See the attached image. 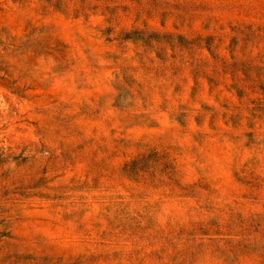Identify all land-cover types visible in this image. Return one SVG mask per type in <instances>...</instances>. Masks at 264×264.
<instances>
[{
	"label": "rangeland",
	"instance_id": "1",
	"mask_svg": "<svg viewBox=\"0 0 264 264\" xmlns=\"http://www.w3.org/2000/svg\"><path fill=\"white\" fill-rule=\"evenodd\" d=\"M0 264H264V0H0Z\"/></svg>",
	"mask_w": 264,
	"mask_h": 264
}]
</instances>
